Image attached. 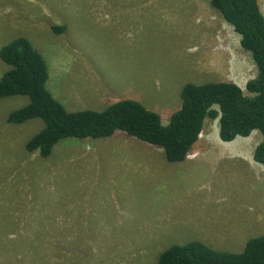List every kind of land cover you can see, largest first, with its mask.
I'll list each match as a JSON object with an SVG mask.
<instances>
[{
    "label": "rangeland",
    "instance_id": "374dc122",
    "mask_svg": "<svg viewBox=\"0 0 264 264\" xmlns=\"http://www.w3.org/2000/svg\"><path fill=\"white\" fill-rule=\"evenodd\" d=\"M17 36L42 54L69 111L128 98L167 124L183 84L245 91L256 73L209 0H0V48ZM9 68L0 59V76ZM26 102L0 98V264H156L171 244L240 252L264 233V166L250 154L259 131L223 142L206 118L178 162L121 130L62 138L42 157L24 146L42 120H6Z\"/></svg>",
    "mask_w": 264,
    "mask_h": 264
},
{
    "label": "trees",
    "instance_id": "16d2710c",
    "mask_svg": "<svg viewBox=\"0 0 264 264\" xmlns=\"http://www.w3.org/2000/svg\"><path fill=\"white\" fill-rule=\"evenodd\" d=\"M209 4L239 35L241 48L250 53L255 75L245 91L233 81L187 82L180 90V106L163 124L157 112L134 99H119L102 110H67L47 88L48 65L30 40L17 36L0 48V59L10 66L0 76V98L27 97L25 105L8 112L9 123L39 118L42 128L24 144L42 157L62 138H105L121 130L162 148L168 162L182 161L198 139L206 118L217 119L222 141L246 137L258 130L262 139L252 158L264 164V15L258 0H209ZM61 33L64 24L51 26ZM156 264H264V233L248 239L240 252L219 250L200 240L171 244Z\"/></svg>",
    "mask_w": 264,
    "mask_h": 264
},
{
    "label": "clouds",
    "instance_id": "9594fccd",
    "mask_svg": "<svg viewBox=\"0 0 264 264\" xmlns=\"http://www.w3.org/2000/svg\"><path fill=\"white\" fill-rule=\"evenodd\" d=\"M207 82H208V81H207ZM214 120L217 121V119H214ZM217 128H218V126H217ZM253 131H258V130H253ZM253 131H252V132H253ZM252 132H251V133H252ZM217 133H218V130H217ZM251 133H250V134H251ZM250 134H249V135H250ZM249 135H248V136H249ZM237 137H241V136H237ZM237 137H235V138H237ZM246 137H247V136H246ZM235 138H234V139H235ZM234 139H233V140H234ZM220 140H221V139H220ZM231 141H232V140H230V141H223V142H231ZM257 144H258V143H257ZM254 148H255V147H254ZM253 150H254V149H253ZM252 153H253V152H252ZM252 153H251V157H252ZM251 159L253 160V158H251ZM253 161H254V160H253ZM255 162H256V161H255ZM257 163H258V162H257ZM258 164H260V163H258ZM260 165H261V166H264V164H260Z\"/></svg>",
    "mask_w": 264,
    "mask_h": 264
},
{
    "label": "crops",
    "instance_id": "0c3cea01",
    "mask_svg": "<svg viewBox=\"0 0 264 264\" xmlns=\"http://www.w3.org/2000/svg\"><path fill=\"white\" fill-rule=\"evenodd\" d=\"M105 138H106V137H105ZM103 139H104V138H103ZM226 144H228V143H226ZM251 153H252V152H251ZM251 153H250V154H251ZM242 156H243V155H242Z\"/></svg>",
    "mask_w": 264,
    "mask_h": 264
},
{
    "label": "flooded vegetation",
    "instance_id": "af4514ba",
    "mask_svg": "<svg viewBox=\"0 0 264 264\" xmlns=\"http://www.w3.org/2000/svg\"><path fill=\"white\" fill-rule=\"evenodd\" d=\"M162 149V148H161Z\"/></svg>",
    "mask_w": 264,
    "mask_h": 264
}]
</instances>
